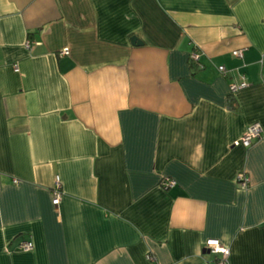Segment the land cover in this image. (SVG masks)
I'll use <instances>...</instances> for the list:
<instances>
[{"label":"crops","instance_id":"crops-1","mask_svg":"<svg viewBox=\"0 0 264 264\" xmlns=\"http://www.w3.org/2000/svg\"><path fill=\"white\" fill-rule=\"evenodd\" d=\"M210 239L264 264V0H0V264H215Z\"/></svg>","mask_w":264,"mask_h":264},{"label":"built area","instance_id":"built-area-1","mask_svg":"<svg viewBox=\"0 0 264 264\" xmlns=\"http://www.w3.org/2000/svg\"><path fill=\"white\" fill-rule=\"evenodd\" d=\"M26 48L30 46V42H27L25 44ZM244 50H236L232 52V56L241 59L243 57ZM62 56H67L68 51L63 50L61 52ZM189 61L192 64H195L197 68H201L200 65V55L197 51L191 52L189 56ZM15 72L18 71L17 66H14ZM219 73L224 74L225 68L223 66H219L217 68ZM248 86L246 80L244 77L241 78L240 82L238 83H231L228 87L230 94H235L239 90H242ZM261 134V127L258 124L252 125L248 127L243 134V136L238 140V142H235L234 145H241L244 148H247L251 146L254 140L258 139ZM15 183V181H14ZM175 182L171 179H165L162 181L163 188H170L174 186ZM242 187L245 188L246 184L245 182H242ZM61 197V191H60V179L59 177L55 178V187L53 190V200L52 204L54 206H57L59 204V200ZM33 244L30 241L22 242L17 247V250L27 252L32 250ZM204 250L207 251L209 254L215 256V264H228V257H229V249L223 246L218 240L210 239L205 242ZM150 260L151 258L148 257Z\"/></svg>","mask_w":264,"mask_h":264},{"label":"water","instance_id":"water-1","mask_svg":"<svg viewBox=\"0 0 264 264\" xmlns=\"http://www.w3.org/2000/svg\"><path fill=\"white\" fill-rule=\"evenodd\" d=\"M131 44L132 45H141V43L135 37H132L131 38Z\"/></svg>","mask_w":264,"mask_h":264}]
</instances>
